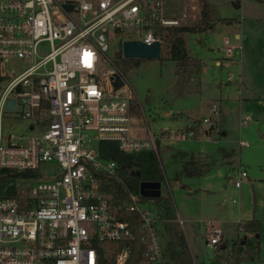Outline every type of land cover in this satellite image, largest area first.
I'll list each match as a JSON object with an SVG mask.
<instances>
[{"label":"built area","instance_id":"2783aa9c","mask_svg":"<svg viewBox=\"0 0 264 264\" xmlns=\"http://www.w3.org/2000/svg\"><path fill=\"white\" fill-rule=\"evenodd\" d=\"M165 6V0H0V63L7 76L0 93V168L37 173L20 179L18 195L0 197V264H101L104 241L123 242L114 264H125L132 240L143 243L133 264H170L159 232L165 218L140 204L153 197L127 189L111 204L108 179L118 177L117 161L99 150L104 140L129 152L157 150L161 137L194 133H140L124 74L102 69L118 38L159 41L161 53L169 52L159 28L180 22L164 13ZM12 59L25 64L16 75L3 69ZM10 97L16 100L13 111L7 110ZM7 113L27 126L8 128ZM248 120L245 115L241 122ZM47 162L58 169L42 176L39 166ZM246 176L239 169L234 185ZM124 211L137 216L123 218ZM221 237L222 229L211 226L206 241L215 250Z\"/></svg>","mask_w":264,"mask_h":264},{"label":"rangeland","instance_id":"374dc122","mask_svg":"<svg viewBox=\"0 0 264 264\" xmlns=\"http://www.w3.org/2000/svg\"><path fill=\"white\" fill-rule=\"evenodd\" d=\"M203 1L213 6L220 17L232 20H218L185 34L189 52L201 57L199 67L179 70L165 48L159 57L134 58L123 52L116 56L123 44L118 38L111 42L109 60L102 69L115 68L124 74L139 109L135 112L132 107V122L140 133L148 128L156 134L163 128L175 133L178 129L194 131L158 140L165 177L161 181H143L140 186L141 191H160L170 196L176 218L182 219L179 225L194 261L217 264L216 253L225 255L206 241L211 226L223 230L219 244L231 243L242 234L239 222L256 217L260 223L259 251L252 260L240 264H264V0ZM165 2L167 16L178 18L180 23H193L194 14L188 16L185 12L186 0ZM225 40L233 48L231 53L225 49ZM218 57L230 63L224 65L223 61L220 66L215 63ZM24 67L19 59L3 65L10 75ZM175 72L193 74L189 83L197 84L186 93L190 86L180 87ZM213 104L215 111L211 109ZM245 115L249 120L243 124ZM12 116L6 115L8 128L12 123L16 129L27 126V121ZM205 117L208 121L203 120ZM209 126L213 127L206 133ZM57 169L56 162L39 166L42 176ZM239 169H245L247 176L237 187L233 178ZM140 204L156 209L153 201ZM224 262L223 257L219 264Z\"/></svg>","mask_w":264,"mask_h":264},{"label":"trees","instance_id":"16d2710c","mask_svg":"<svg viewBox=\"0 0 264 264\" xmlns=\"http://www.w3.org/2000/svg\"><path fill=\"white\" fill-rule=\"evenodd\" d=\"M185 12L188 16L194 14L192 24L179 23L176 25H164L159 28L164 33V38L169 47L168 57L175 62L179 70L182 67L197 68L202 62L199 56L189 53L185 38L187 32L200 31L218 20L223 22L232 20L229 17H220L216 9L203 0H186ZM6 77L1 71L0 63V93L2 83ZM131 107L134 108L135 112L139 110L134 100L131 102ZM159 143L158 141V148ZM99 150L103 156L117 161L118 177H110L108 179V190L112 193L111 204H117L125 198L127 189L139 192L143 181H161L165 177L159 149L129 152L119 148L115 141L104 140L99 142ZM24 177L32 180L37 177V173L34 171L24 172L0 168V197L18 195V184L20 179ZM152 197L157 211L165 218L161 224L163 230L160 231L164 237L163 244L168 262L170 264H198L190 253L186 236L176 218L170 196L159 193V195ZM131 216L135 217L137 213L133 211H124L122 213L123 218ZM259 227L260 223L256 217L240 221L238 228L239 233L241 232L242 234L229 244L225 242L224 247H221V244L218 245L219 250L224 251L225 255L221 256V253H216L217 264L223 257L225 258L223 264H240L252 260L259 251ZM122 243L121 241L101 242L99 245L101 264H114L115 252L121 247ZM129 243L131 250L125 264H133L140 260L143 250L141 241L132 240ZM106 247H109L110 251L106 252Z\"/></svg>","mask_w":264,"mask_h":264},{"label":"water","instance_id":"95a60500","mask_svg":"<svg viewBox=\"0 0 264 264\" xmlns=\"http://www.w3.org/2000/svg\"><path fill=\"white\" fill-rule=\"evenodd\" d=\"M123 55L128 57H159L161 55L160 42L154 41L152 43H145L137 39H126L123 41L122 50L116 51V56ZM116 80L115 85L120 86L123 80L118 72L114 73ZM16 100L14 97H10L7 101V110L13 111L15 109ZM141 190V189H140ZM142 194L148 196L159 195L160 191L149 192L148 190L141 191ZM258 235V234H257ZM222 243L221 247H224Z\"/></svg>","mask_w":264,"mask_h":264},{"label":"crops","instance_id":"0c3cea01","mask_svg":"<svg viewBox=\"0 0 264 264\" xmlns=\"http://www.w3.org/2000/svg\"><path fill=\"white\" fill-rule=\"evenodd\" d=\"M236 36H238V34H236ZM187 49H188V47H187ZM189 51V50H188ZM190 53V52H189ZM191 54V53H190ZM192 55H194V54H192ZM197 56V55H196ZM200 57V56H199ZM201 58V57H200ZM221 58L222 57H218V58H216V60H215V63L216 64H218V65H220L221 66V64H220V60H221ZM228 60L229 59H222V62L221 63H223V61H225L224 62V65H228L230 62H228ZM175 75H176V80L178 81V83H179V86L180 87H185L184 85H188V86H190V88H188V91L186 92V93H188L189 91H191V88L194 86V85H196L197 84V81L196 82H193V83H189V81L190 80H192V79H194L193 77H194V75L192 74V75H190V74H184V73H182V72H180V73H177V72H175ZM196 78H198V72L196 73ZM228 81V83H230L231 82V78L229 79V80H227ZM187 89V88H186ZM179 112H181V111H179ZM180 114H182V113H180ZM214 126V125H213ZM212 126V127H213ZM192 127V126H191ZM211 126H209V127H206L207 128V130H206V133H208L209 132V130L212 128ZM238 234V233H237ZM222 236H223V230H222ZM221 240H222V237H221ZM226 242V241H225ZM224 242V243H225ZM227 243V242H226ZM227 244H229V243H227ZM221 245H222V243H221ZM217 261V260H216Z\"/></svg>","mask_w":264,"mask_h":264}]
</instances>
